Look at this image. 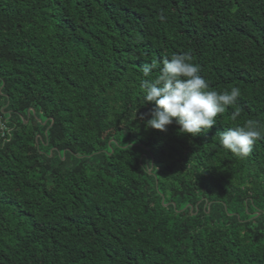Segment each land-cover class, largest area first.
Here are the masks:
<instances>
[{
  "label": "trees",
  "instance_id": "trees-1",
  "mask_svg": "<svg viewBox=\"0 0 264 264\" xmlns=\"http://www.w3.org/2000/svg\"><path fill=\"white\" fill-rule=\"evenodd\" d=\"M182 53L240 90L196 137L140 118ZM247 120L264 132V0H0V264H264V138L219 143Z\"/></svg>",
  "mask_w": 264,
  "mask_h": 264
},
{
  "label": "clouds",
  "instance_id": "clouds-1",
  "mask_svg": "<svg viewBox=\"0 0 264 264\" xmlns=\"http://www.w3.org/2000/svg\"><path fill=\"white\" fill-rule=\"evenodd\" d=\"M156 64H145L144 77H149ZM142 104L153 103L154 108L146 116L145 127L166 132L169 125H178L179 134L196 137L207 133L216 123V117L223 114L228 106L235 105L240 90L233 86L230 90L210 89L207 80L200 74L198 65L187 53L174 54L165 59L154 80L142 84ZM237 109L232 119L239 116ZM264 138V132L257 121L247 120L242 126L228 128L219 133L220 145L237 157H246L257 139Z\"/></svg>",
  "mask_w": 264,
  "mask_h": 264
}]
</instances>
